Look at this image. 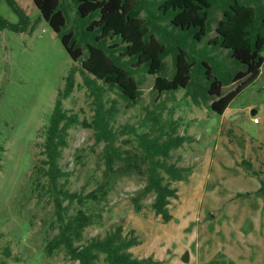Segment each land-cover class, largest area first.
<instances>
[{
    "label": "rangeland",
    "instance_id": "obj_1",
    "mask_svg": "<svg viewBox=\"0 0 264 264\" xmlns=\"http://www.w3.org/2000/svg\"><path fill=\"white\" fill-rule=\"evenodd\" d=\"M16 1L37 23L32 31L0 29V264L3 260L6 264H79L63 249L45 250L58 232V220L53 199L34 187V165L44 158L45 128L72 67L78 71L73 91L63 99L65 108L89 122L95 115L96 96L79 70L81 62L71 58L45 19L38 20L41 13L33 0ZM0 16L15 23L20 20L6 0H0ZM215 28L213 23L210 37L215 36ZM165 63L164 74L172 77L173 57ZM136 77L142 92L137 101L125 100L117 88L103 96L105 109L118 108L111 120L116 145L137 151L138 137L132 128L143 132L147 130L141 126L143 120L161 114L167 129L174 125L177 134L186 137L167 160L189 167L190 173L174 182L179 195L170 200L172 219L167 222L154 210V193L134 201L147 183L146 175L107 173L105 141H96L94 128L73 126L61 158L69 173L66 187L85 196L105 186L96 202L64 201L70 213L84 208L93 214L82 242L121 225L126 235L138 238L130 248L132 254L152 256L160 264H211L216 258L264 264V195L257 193L259 177L241 164L244 158L251 160L261 171L264 162V64L258 78L222 114L206 103L196 104L183 88L160 93L154 89L156 75L144 69ZM237 84L226 85L224 93ZM98 264H109L102 253Z\"/></svg>",
    "mask_w": 264,
    "mask_h": 264
},
{
    "label": "trees",
    "instance_id": "obj_2",
    "mask_svg": "<svg viewBox=\"0 0 264 264\" xmlns=\"http://www.w3.org/2000/svg\"><path fill=\"white\" fill-rule=\"evenodd\" d=\"M19 15L15 23L0 16V29L22 32L34 29L37 22L19 6L16 0H6ZM41 15L60 37L74 61L81 62L85 83L95 92V115L87 122L77 113L67 110L64 97L75 85L76 66L66 76L63 90L45 128L44 158L34 165L33 183L36 190L45 191L53 199L58 232L47 241L45 250L53 253L63 249L79 264H98L100 254L109 264H160L152 256L135 257L130 248L138 238L124 233L118 225L104 236H94L82 242L84 231L93 222V214L84 208L68 212L65 200L84 204L98 201L104 184L80 196L65 184L69 173L61 166L64 149L69 144L70 129L83 124L95 129L97 142L105 141L106 172L137 171L147 177L146 185L134 201L155 194L153 207L165 221L172 219L171 198L179 195L174 182L183 180L190 168L167 159L174 148L181 147L186 137L177 134V127L167 129L161 114L148 115L141 123L147 130L132 133L138 137L137 151L116 145L117 132L111 120L118 108L105 109L104 94L117 88L127 101L141 96L139 69L156 75L155 87L160 93L185 89L196 104L206 103L222 114L232 100L261 73L264 64V2L263 0H33ZM220 13V18L217 14ZM72 14L74 19L72 20ZM72 22V23H71ZM216 34L210 37L212 25ZM226 50L224 54L223 51ZM216 51V52H215ZM172 56L175 73L164 74L165 60ZM238 83L224 93L226 85ZM114 104L117 101L114 100ZM126 153V155H125ZM124 164L115 165L118 162ZM245 170L259 177L258 194L264 195V162L256 170L253 162L243 159ZM64 179V181H62ZM6 255L9 248L6 247ZM6 264V260L2 261ZM211 264H236L214 259Z\"/></svg>",
    "mask_w": 264,
    "mask_h": 264
},
{
    "label": "water",
    "instance_id": "obj_3",
    "mask_svg": "<svg viewBox=\"0 0 264 264\" xmlns=\"http://www.w3.org/2000/svg\"><path fill=\"white\" fill-rule=\"evenodd\" d=\"M188 259H189V255H188V254H185V255H184V260H185V261H188Z\"/></svg>",
    "mask_w": 264,
    "mask_h": 264
},
{
    "label": "built area",
    "instance_id": "obj_4",
    "mask_svg": "<svg viewBox=\"0 0 264 264\" xmlns=\"http://www.w3.org/2000/svg\"><path fill=\"white\" fill-rule=\"evenodd\" d=\"M255 121H258V118H255Z\"/></svg>",
    "mask_w": 264,
    "mask_h": 264
},
{
    "label": "crops",
    "instance_id": "obj_5",
    "mask_svg": "<svg viewBox=\"0 0 264 264\" xmlns=\"http://www.w3.org/2000/svg\"><path fill=\"white\" fill-rule=\"evenodd\" d=\"M254 113H256V111H255ZM254 120H255V119H254Z\"/></svg>",
    "mask_w": 264,
    "mask_h": 264
}]
</instances>
